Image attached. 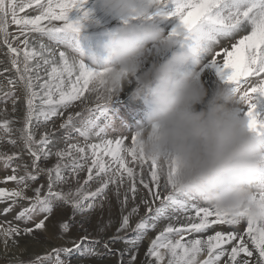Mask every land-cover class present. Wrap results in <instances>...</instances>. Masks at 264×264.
Segmentation results:
<instances>
[{
  "label": "snow or ice",
  "instance_id": "snow-or-ice-1",
  "mask_svg": "<svg viewBox=\"0 0 264 264\" xmlns=\"http://www.w3.org/2000/svg\"><path fill=\"white\" fill-rule=\"evenodd\" d=\"M152 2L155 7L150 12L139 17L130 15L123 22L154 18L178 21L170 37L207 56L221 79L236 93L249 129L264 137V0ZM86 3L87 0H0V42L7 47L9 62L17 73V79H9L8 84L14 86L18 80L25 97L22 127L17 131L24 151L32 158L30 166L18 165L6 177L17 188H0V202L29 201L16 219L33 225L23 229L0 226L5 249L9 239L16 244L15 238L22 233L36 238L37 230L45 234L57 230L55 237L63 239L70 228L78 227L86 234L79 241H69L71 247H54L26 264H68L65 257L73 254L117 257V264H136L141 242L150 231L159 229L146 251V264H264V218H253L243 209L223 212L185 197L175 190L170 178L161 175L157 161L138 152L135 135L119 132L110 138L118 130L113 123L115 117L110 115V105L98 99L104 69L84 61L77 41L82 21L89 16ZM170 4L174 8H169ZM29 9L35 14H29ZM74 9L83 13L75 20L69 15ZM10 25L17 26L16 34L9 31ZM33 34L47 38L48 43ZM60 46L65 50H60ZM10 94L14 95V90ZM77 106L82 111L69 113L60 125L69 133L64 137V146L57 147L53 138L56 129L50 131L48 126L54 118L63 117ZM83 112L88 115L83 116ZM13 122L0 121V131L11 135ZM72 131L78 133L80 141L71 142ZM8 143L16 146L17 140L9 139ZM20 155L0 152V161L11 167ZM52 158L55 163L51 167L42 166V162ZM20 167L24 175L16 174ZM85 170L87 176L81 184L79 176ZM41 174L46 176V184L33 189L34 196H27L29 182L34 183ZM70 178H75L80 186L65 189ZM93 182L98 185L95 190H91ZM125 184L121 199L120 189ZM138 185L147 195H140L136 203ZM110 186L120 204L121 218L116 233L102 240L93 236L85 224L91 213L103 208ZM130 199L134 206L124 214ZM253 199L264 206V188ZM61 204L71 207L70 218L52 224L51 218ZM141 206L145 208L143 216ZM11 210L7 207L3 212ZM134 216L140 218L133 226ZM242 223L246 227L239 230ZM112 224L111 219L100 224L98 232L104 233ZM215 225H228L234 230L207 234ZM129 232L136 235L129 237ZM117 243L125 247L115 249ZM96 245H102L105 252L98 253ZM17 264L25 262L18 260Z\"/></svg>",
  "mask_w": 264,
  "mask_h": 264
},
{
  "label": "clouds",
  "instance_id": "clouds-1",
  "mask_svg": "<svg viewBox=\"0 0 264 264\" xmlns=\"http://www.w3.org/2000/svg\"><path fill=\"white\" fill-rule=\"evenodd\" d=\"M100 7L123 19L147 14L155 4L100 0ZM180 44L155 20L123 22L111 30L105 55L92 60L104 69L98 99L110 105L134 85L130 97L147 108L144 122L132 132L135 147L157 161L175 190L223 212L243 209L253 218H264V206L253 199L264 188V137L249 129L230 85L209 91L197 70L200 54L190 47L175 50ZM169 52L166 59L145 67L150 56Z\"/></svg>",
  "mask_w": 264,
  "mask_h": 264
},
{
  "label": "rangeland",
  "instance_id": "rangeland-1",
  "mask_svg": "<svg viewBox=\"0 0 264 264\" xmlns=\"http://www.w3.org/2000/svg\"><path fill=\"white\" fill-rule=\"evenodd\" d=\"M169 8H174V5H169ZM85 10L89 11V16L86 20L82 21L83 27L79 34H77V41L79 45L80 52L82 54V57L86 63L89 65H93L92 60L94 57H103L105 55L104 52V45L108 38V33L121 26L123 24V19L114 16V15H107L105 14L101 7H100V0H87V3L85 5ZM29 14H35L32 12L31 9L28 10ZM82 12L80 10L74 9L69 15L70 18L75 20L78 19L80 16H82ZM23 15V14H22ZM155 21L158 22L159 27H161L164 30L165 35H170L172 29L174 26H169V24L173 21V19L169 20H161L159 18H154ZM168 24V25H167ZM9 31L13 34L17 33V26L16 25H10ZM36 39H43V42L48 43L47 38H41L38 34H33ZM18 43V42H17ZM188 45L185 43H182L180 45H177V48L175 50H184ZM150 48H152V45H149ZM60 50H65L64 46H60ZM7 47L3 45L2 42H0V121H3L5 119L14 121L11 125L13 132L11 135H6L2 131H0V152L6 153L11 155L13 152H19L21 153L20 156L16 157L11 164V167H5L4 163L0 161V188H6L8 190H12L18 187V185L14 181H7L6 177L12 175V168L17 167L18 165L28 164L31 165L32 158L27 154L26 151H24L23 143L20 141L19 136L20 133L17 131L20 127H22V120L23 116L25 114V97H24V90L23 86L20 84V82L17 80L16 85H9L8 80L9 79H17V73L12 68L9 57L7 54ZM70 54L74 55V53H71V50H68ZM167 55H171V53H167L166 56L160 57L161 59H166ZM154 57L150 56L149 61ZM198 71H211L210 62L205 61L200 63ZM132 88L134 85H131ZM14 90V95H11L10 93ZM129 91V92H128ZM132 91L131 88L125 89L124 92L120 94L118 98H116L109 106L110 115L112 114L114 118V127L118 130L116 133H112L110 138L115 137L118 135L119 132H125L126 135H131L134 130H136L145 120V113L147 111L146 106L143 104L141 100L133 99L130 97L129 93ZM15 102V105L13 104V101ZM79 102H77V105ZM15 107V111H13V108ZM77 111H82V109L77 106L70 108L68 112L65 113L63 117L60 118H54L52 122L49 124V130L51 131L53 127L56 129L53 132V138L55 141H57V147H63V140L66 135H68L69 130L61 129L60 125L63 123L64 119H66L67 115L69 113H74ZM83 116H87L88 114L86 112L82 113ZM243 115V114H242ZM79 119L77 118V126H79ZM124 127L131 132H126ZM44 129L41 128V132ZM72 141L73 143L78 142L81 140V138L78 136V133L72 131L71 132ZM9 139H16L17 145L13 146L12 144L8 143ZM129 143L126 141V144ZM55 163V158L49 159L46 163L42 162V166L44 167H51ZM29 170H32L31 167H29ZM139 171V169H137ZM17 175H24L23 167H20L19 170L16 173ZM87 172L86 170L84 172L80 173L79 180L80 183H83V180L86 179ZM46 184V176L44 174H41L38 179L33 183L29 182V188L26 190V195L29 197L34 196V191L36 187H38L40 184ZM80 185L76 183L75 178H70L67 185H65V189L68 187L76 188ZM98 185L93 182L91 183V190H95V188ZM127 188V184L121 187L120 189V198L123 199L124 191ZM138 194H137V201L139 202L140 195H147L146 191L143 190L142 186L138 185ZM29 206V201L26 200H19L15 204L12 203V201H3L0 202V226L2 227H8L9 225L12 226H18L19 228L23 229L26 227H32V224H25L23 221H18L16 219V216L19 214L20 211L23 210L24 207ZM134 206L133 201L130 199L127 208L125 209L124 214H127L128 211L131 210V208ZM11 207V211L8 213H4L3 209ZM71 213V207L70 206H64L63 204L59 205L58 208L55 211V214L51 218V223L55 224L58 221H67L70 218ZM145 214V208L141 206L140 208V216H143ZM121 218L120 213V204L117 201L115 190L112 186L109 187L107 190V200L104 201L103 208H98L95 212L90 214L88 222L85 224V227L91 232L93 236H97L101 238L102 240H107L109 237L113 236L116 233V228L119 227V222ZM140 217L134 216L131 220L132 225L134 226L135 223L138 221ZM79 220L80 217H77ZM109 219L113 220L112 226L107 229L104 233L98 232V226L102 223H106ZM162 224L160 227H163ZM246 227L245 223H242L239 226V230H243ZM234 230L231 226L228 225H215L212 229H210L209 233L207 234H214L215 231H223L228 232ZM39 230H37L38 232ZM57 231V230H56ZM158 231H150L148 233V236L141 242V245L139 247V252L137 254V260L136 264H146V251L148 247L150 246V242L152 239L155 238L156 235H158ZM86 233L82 230H80L78 227H72L70 228L69 233L65 235L66 240L69 243V247L72 246V244L69 242L71 240L79 241V239L85 235ZM30 235V234H28ZM25 234H21L19 237H16L15 239L19 242L22 241V238H25ZM136 234L133 232H129V237H134ZM12 241L9 239V242ZM30 241L32 242V245L36 244V242H33L30 238ZM27 241L26 242H30ZM8 242V243H9ZM4 246L3 238L0 237V250ZM115 249H123L125 245L123 243H117L113 246ZM96 250L98 253L103 254L105 252V249L102 247V245H96ZM5 257V256H2ZM16 257V256H11ZM36 257V256H35ZM35 257H27L21 261L26 262L34 259ZM68 264H78L77 262H84L86 264H117V257H108V256H97V257H79L78 254H73L70 257H65ZM0 264H17V262H5L1 261L0 258Z\"/></svg>",
  "mask_w": 264,
  "mask_h": 264
},
{
  "label": "bare ground",
  "instance_id": "bare-ground-1",
  "mask_svg": "<svg viewBox=\"0 0 264 264\" xmlns=\"http://www.w3.org/2000/svg\"><path fill=\"white\" fill-rule=\"evenodd\" d=\"M175 23H178V21H175V22L172 21L169 24V26L175 27ZM155 59H161V58L159 55H154L151 61ZM151 61H148L145 64V67L150 66ZM205 61H208L207 56L204 54H201L200 63L205 62ZM210 67H211V71L201 72V81L205 84V86L211 92L212 90L215 89V87L218 84H222L225 82L221 79V77L217 73L216 68L212 67L211 64H210ZM128 88L132 89V86H128L126 89L128 90ZM55 232L56 230H50L47 234H45L43 232L38 231L36 238H33L32 235H28L25 238H22L21 239L22 241H19L16 244H13V242L10 241L8 243L7 250L5 249V246H3L2 249L0 250L1 261H5L6 263L11 262V261L17 262L18 260L21 261L27 257H35L38 255H43L51 251V249L54 247H65V246L69 247V243L66 240V237H64L63 239H58L55 237ZM30 238L33 242H36V244L32 245ZM26 240L30 242H26ZM2 256H5V257H2ZM11 256H16V257H11ZM74 262H77L78 264H86L84 262H78V261H74Z\"/></svg>",
  "mask_w": 264,
  "mask_h": 264
}]
</instances>
